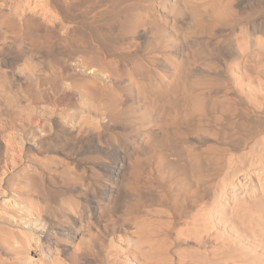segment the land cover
<instances>
[{
	"label": "bare ground",
	"instance_id": "obj_1",
	"mask_svg": "<svg viewBox=\"0 0 264 264\" xmlns=\"http://www.w3.org/2000/svg\"><path fill=\"white\" fill-rule=\"evenodd\" d=\"M50 1L0 11V264H264V0Z\"/></svg>",
	"mask_w": 264,
	"mask_h": 264
},
{
	"label": "rangeland",
	"instance_id": "obj_2",
	"mask_svg": "<svg viewBox=\"0 0 264 264\" xmlns=\"http://www.w3.org/2000/svg\"><path fill=\"white\" fill-rule=\"evenodd\" d=\"M89 4L87 3V6ZM95 5H99V4H95ZM95 5L92 4V5H89L90 7L88 6L89 12L87 10V12H88L87 17L88 16L89 17L93 16L98 11L99 7L97 6L98 9H95L96 8ZM93 7H95V8H93ZM0 11L3 12V14L6 13L8 15L13 16L14 18H16L19 21L21 20L20 17H24V16H26V17L27 16L28 17H32L34 19L36 18V20L38 19L39 22L42 23L44 27H47L48 30H50L51 32H53L55 34H58V35L60 33L59 31H60L61 26H65V23L64 22H61L62 19H60L61 18L60 16H62V15H61V12H60L59 8H57V5L54 4V3H52L50 0H0ZM15 13H18L20 17L19 18L16 17L15 16ZM258 18H260V19H258ZM263 18H264V12L263 13H260L259 15L258 14L257 15H254L253 17H251V20H255V21L258 20V22H261V21L264 22ZM123 47H121V49ZM123 50H125V49H123ZM120 51H122V50H120ZM120 51L117 50V52H120ZM40 89L41 90H44L45 87L43 86ZM244 127L246 128V130H245ZM242 128H244L243 129L244 132L242 133L241 132L242 130H240V133L241 134L238 132V130H236L238 132V134L241 135V136L243 134H246L248 132L249 127H248V125L244 124ZM128 253L129 252H127V251H123L120 254V257L123 258V256H124V258H125V257H130V255L131 256L134 255L132 253H129V254ZM130 258H133V257H130Z\"/></svg>",
	"mask_w": 264,
	"mask_h": 264
}]
</instances>
